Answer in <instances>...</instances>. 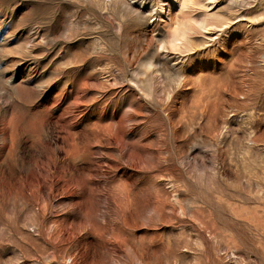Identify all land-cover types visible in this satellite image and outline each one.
<instances>
[{
  "label": "rangeland",
  "instance_id": "rangeland-1",
  "mask_svg": "<svg viewBox=\"0 0 264 264\" xmlns=\"http://www.w3.org/2000/svg\"><path fill=\"white\" fill-rule=\"evenodd\" d=\"M0 264H264V0H0Z\"/></svg>",
  "mask_w": 264,
  "mask_h": 264
},
{
  "label": "bare ground",
  "instance_id": "bare-ground-1",
  "mask_svg": "<svg viewBox=\"0 0 264 264\" xmlns=\"http://www.w3.org/2000/svg\"><path fill=\"white\" fill-rule=\"evenodd\" d=\"M182 1H183V2H184V1H189V2H191V1H196V0H182ZM182 1H181V0H177V2H178V3L180 2L181 4H182ZM185 8H186V5H184V3H183L182 6L180 5V8H179V12H180V14H181V16H182V18H183V19H181L183 24H185L184 18H187ZM178 20H179V18H177V15H175V17L171 19V22H170L171 24L169 23V24L167 25L168 27H170V28L173 29V30H172V33H173V35L176 37V38L174 39V41L172 42V45H174V46H182V45H183V46H186V45L188 44V41H187V40H188V38H189L190 35H187V36H185L184 38H178V37H177V35H178V29H177L176 27H174V25H175V24H178ZM201 28L204 29L205 32L208 33L206 27H201ZM196 30H197L196 27H191V28L189 29V32H195Z\"/></svg>",
  "mask_w": 264,
  "mask_h": 264
}]
</instances>
